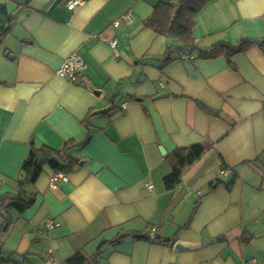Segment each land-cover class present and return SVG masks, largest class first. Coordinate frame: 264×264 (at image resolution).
Here are the masks:
<instances>
[{
  "label": "crops",
  "instance_id": "0c3cea01",
  "mask_svg": "<svg viewBox=\"0 0 264 264\" xmlns=\"http://www.w3.org/2000/svg\"><path fill=\"white\" fill-rule=\"evenodd\" d=\"M55 1L0 0L12 18L0 45V196L17 191L31 147L77 145L67 182L51 188L43 164L26 187L33 204L9 210L0 264H67L132 232L149 240L104 247L98 264L264 263V0H209L195 15L197 48L255 41L244 51L167 64L171 41L144 25L162 0ZM71 54L86 66L74 82L56 74ZM199 143L205 153L168 190V155Z\"/></svg>",
  "mask_w": 264,
  "mask_h": 264
},
{
  "label": "trees",
  "instance_id": "16d2710c",
  "mask_svg": "<svg viewBox=\"0 0 264 264\" xmlns=\"http://www.w3.org/2000/svg\"><path fill=\"white\" fill-rule=\"evenodd\" d=\"M209 0H162L153 10L152 15L145 20V27L153 30L165 39L171 41L167 47L163 58L160 60L162 64H167L173 60L181 58L185 53H196L198 59H213L219 56L229 58L238 52L244 51L255 41L243 40L237 44L218 43L207 49H199L195 45L192 36V28L194 18L199 9ZM12 20L5 14V8L0 6V45L3 37L8 33V24ZM260 43H264L262 40ZM210 114L217 115L216 112L204 108ZM87 141V139L85 140ZM84 141V142H85ZM83 142V143H84ZM82 145V144H81ZM77 147L75 141H68L61 150H54L48 146L31 147L26 158L21 164L20 172L22 180L18 182V189L14 193H4L0 196V234L5 233L10 225L11 218L9 210L16 208L18 211H23L33 204L32 194L26 189L28 185L35 182L39 176L43 164L49 165L54 172H66L76 162L74 157L70 155V150ZM207 145L199 143L189 147L178 148L172 154L168 155L171 159L172 172L164 178L165 186L168 190H173L181 184L180 178L183 172L193 163L199 160L205 153ZM222 181L215 182L216 188L221 185ZM196 205L192 210L191 216L196 210ZM189 221L183 228L188 226ZM149 240L143 234L127 233L117 236L109 241L101 242L94 255L87 257L81 251L76 252L73 256L67 259V264H98V259L101 256L104 247H114L124 240ZM162 243L169 244L172 239L161 240ZM3 259L0 257V261Z\"/></svg>",
  "mask_w": 264,
  "mask_h": 264
},
{
  "label": "built area",
  "instance_id": "2783aa9c",
  "mask_svg": "<svg viewBox=\"0 0 264 264\" xmlns=\"http://www.w3.org/2000/svg\"><path fill=\"white\" fill-rule=\"evenodd\" d=\"M82 3H83L82 0H70L67 3L66 7L68 10H74L76 7L80 6ZM122 19L125 21H129L130 16L125 15L122 17ZM113 25L117 26L118 21H115ZM108 44L112 51L113 56H117L118 55L117 39L110 40ZM186 58H188V55L186 54H183L181 56V59H186ZM85 69H86V66L83 64L81 59L77 55L71 54L63 61L61 67L56 71V74L70 82H74L77 79L78 74L82 73ZM67 181H68V177L64 172H61V171L53 172L49 177V186L51 188H55L60 182L65 183ZM147 187L150 188L151 186L148 184ZM43 226L46 230L50 231L54 229L55 227H57L58 223L54 222L51 219H45L43 222ZM52 264H59V262L53 259ZM240 264H264V263L258 261L255 257H252L246 261L241 262Z\"/></svg>",
  "mask_w": 264,
  "mask_h": 264
},
{
  "label": "water",
  "instance_id": "95a60500",
  "mask_svg": "<svg viewBox=\"0 0 264 264\" xmlns=\"http://www.w3.org/2000/svg\"><path fill=\"white\" fill-rule=\"evenodd\" d=\"M58 1V0H57ZM57 1L54 2L53 5H55L57 3ZM124 40H126V37H123ZM110 108H104V109H101V110H97L95 113L97 114H100L102 112H107ZM82 162H79V165H81ZM232 178V173H229L227 174V176L225 177V180H224V184H228L229 181L231 180ZM175 248L176 249H185L179 242H176L175 243Z\"/></svg>",
  "mask_w": 264,
  "mask_h": 264
}]
</instances>
